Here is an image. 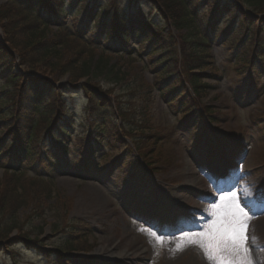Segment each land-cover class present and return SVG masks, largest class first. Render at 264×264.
I'll use <instances>...</instances> for the list:
<instances>
[{
  "label": "rangeland",
  "instance_id": "1",
  "mask_svg": "<svg viewBox=\"0 0 264 264\" xmlns=\"http://www.w3.org/2000/svg\"><path fill=\"white\" fill-rule=\"evenodd\" d=\"M5 2L0 0V5ZM114 2L119 5L113 6ZM226 2L228 0H196V6L204 19L210 20L214 9ZM99 4L103 5L104 15L114 13L116 7L121 10L127 8L126 0H67L62 21L72 33L76 34L77 30L84 33L85 39L93 44L95 59L99 55L109 57L108 67L114 73L119 71L132 79L142 72L145 81L152 84L154 76L144 69L147 65L145 57L131 62L124 58V62L100 41L98 29L90 33L83 30L81 25L90 10ZM141 4L136 10L132 7L129 15L140 13L145 22L159 24L155 9L148 3ZM258 19L259 26L264 27V15ZM55 31V28L50 30L51 33ZM2 39L0 29V43ZM133 44L137 48L136 42ZM212 53L223 74H218L222 75L220 79L210 83L213 90L197 103L211 108L213 123L208 127L203 124L204 121L200 124L192 121L185 125L177 116L179 107L176 103H166L154 91L149 107L152 127L149 130L155 129L159 134L147 141L145 153L151 152V147L155 149L145 165L135 153L130 139L121 138L124 143L116 145L117 151L97 146L93 140L88 141L92 115L82 90H69L60 97L54 95L50 100L51 106L64 102L63 116L54 129V137L42 141L46 132H39L37 146L38 152L41 146L54 152L55 158L51 165H40L38 175L30 172L28 165L17 170L23 172L21 181L33 192L32 197L41 194L43 187L38 182L37 186L33 184L32 178H45L53 190L51 198H32L19 208L17 220L21 229L19 232L12 230L3 242L0 264H52L58 254L66 258L65 261L70 257L73 264H83L90 256H95L104 264H212L204 250L196 244H187L183 250H176L184 233L180 229L188 226L192 228L189 232L203 231L212 219L205 209L218 200L223 191L229 190L236 191L242 204L247 205L246 211L254 215L248 235L256 237V243L253 245L248 241V256L251 264H264V200L258 199L264 194V75L255 79L252 75L255 73L248 68L238 73L240 69L230 65L233 62L232 53L218 45L213 46ZM67 56L75 58L71 52ZM106 77L102 75L97 79L98 93L112 100L119 95L124 84L113 87L109 84L112 77ZM68 78L67 74L57 78L55 84L65 87ZM254 80H258L257 83ZM245 90H249L248 94L240 95ZM3 93L0 83V112L4 113L3 118L7 117L0 123L2 135L8 131V122L11 123V101ZM138 118H147L144 111ZM146 134H150L149 131ZM63 150L67 151L64 157ZM83 155L87 157V167L82 166L80 161ZM227 155L232 172L223 167L226 174L216 180L210 169L214 167L217 172V166ZM85 168L90 170L86 172ZM10 175V172L0 168V182L9 184ZM238 178L241 182L236 189ZM66 181L68 183L64 184ZM88 184L90 187H86ZM185 184L189 187L183 186ZM222 186L228 189L217 190ZM33 189H36L35 193ZM246 189L251 191V199L244 198ZM95 190L98 191L95 196L101 200L94 198ZM203 205L205 209L201 210ZM139 216L148 220L150 225L139 221ZM73 220L79 221L88 235L79 244L82 249L65 255L57 250L62 240L70 239L65 226ZM129 221H133L135 226L131 227ZM153 222L154 226L151 225ZM57 223L60 229L54 231L53 226ZM174 225L179 230L172 233ZM77 226L81 231V226ZM157 237L162 238L161 243H157ZM13 238L25 240L12 244L10 241ZM73 240L74 244L78 243ZM27 244H32L33 248H28ZM99 249L111 251L107 255L109 258L98 254ZM72 256L82 258L77 263Z\"/></svg>",
  "mask_w": 264,
  "mask_h": 264
},
{
  "label": "trees",
  "instance_id": "2",
  "mask_svg": "<svg viewBox=\"0 0 264 264\" xmlns=\"http://www.w3.org/2000/svg\"><path fill=\"white\" fill-rule=\"evenodd\" d=\"M66 1L7 0L0 5L3 36L0 83L4 97L11 101V123L8 122L6 134L0 133V168L11 174L9 184L0 182V251L8 234L21 229L17 220L19 208L32 198H51L53 190L45 178H32L33 184L38 182L43 186L41 194L32 197L33 192L21 181L23 172L17 170L28 165L31 167L29 171L38 175L37 168L45 163L51 165L55 158L54 152L41 146L38 152L37 146L39 132H46L42 141L54 137V129L63 116L64 102L51 106L50 100L54 95L60 97L69 90H82L92 115L88 141L93 140L97 146L117 151L116 145L124 143L121 138L130 139L137 156L146 162L155 149L151 147V152L145 153L147 141L159 134L155 129L149 130L152 128L149 107L154 91L166 103H176L179 107L177 116L181 121L189 116V120L202 117L208 122L214 121L210 118L211 108L197 103L212 89L210 82H217L220 78V70L210 53L213 45L219 44L232 53V65L240 69L238 73L248 68L255 73V79L264 75V27L259 26L258 19L264 15V0H228L214 9L210 20H205L199 12L196 0H126L125 10L116 7L114 13L106 15L102 4L94 6L81 25L83 30L90 33L98 29L100 41L124 62V58L131 62L145 57L147 65L144 69L154 76L152 84L145 81L142 72L135 75H139L138 78L134 76L132 79L119 71L114 73L108 67L110 58L107 56L99 55L95 59L93 44L85 39L84 33L79 30L72 33L62 21ZM141 3H148L155 9L159 24L145 22L140 13L129 15L132 7L136 10ZM112 5L119 4L114 2ZM245 12L256 17L249 18ZM70 27L77 28L75 25ZM51 28L56 31L51 33ZM135 42L137 48L133 44ZM69 52L75 58L70 59L67 56ZM15 66L21 68V73H15ZM66 74L69 84L55 88L53 83ZM25 75L28 77L24 78ZM102 75L112 77L109 84L113 87L124 84L119 95L112 100L97 101L89 90L93 88L100 92L97 79ZM83 79L85 82L78 85ZM141 111L147 118H138ZM3 115L0 112V123L7 119ZM146 131L150 133L146 134L148 137ZM61 153L64 157L67 151ZM80 161L82 166H88L87 157ZM89 170L87 168L86 172ZM36 189H33L34 193ZM77 225L81 226V231ZM53 229L59 231V224H55ZM65 230L70 239L62 240L57 251L66 255L82 249L79 244L88 235L84 226L73 220L67 223ZM73 239L78 243L74 244ZM24 240L13 238L8 241L16 244ZM32 246L27 244L28 248ZM57 256L52 264H73L70 257L65 261L62 255Z\"/></svg>",
  "mask_w": 264,
  "mask_h": 264
},
{
  "label": "snow or ice",
  "instance_id": "3",
  "mask_svg": "<svg viewBox=\"0 0 264 264\" xmlns=\"http://www.w3.org/2000/svg\"><path fill=\"white\" fill-rule=\"evenodd\" d=\"M245 191L244 198L251 199V191ZM258 199L264 200V194ZM246 208L236 191H223L218 200L205 209L212 217L210 223L201 232H184L176 250H183L187 244H196L212 264H251L246 245L249 240L254 245L256 237L248 235L254 215H250ZM156 239L161 243L162 238Z\"/></svg>",
  "mask_w": 264,
  "mask_h": 264
},
{
  "label": "bare ground",
  "instance_id": "4",
  "mask_svg": "<svg viewBox=\"0 0 264 264\" xmlns=\"http://www.w3.org/2000/svg\"><path fill=\"white\" fill-rule=\"evenodd\" d=\"M240 182H241V180H239L237 183H236V186H235V188H238V185L240 184ZM66 183H68L67 181L64 183V184H66ZM183 186H185L186 188L187 187H189L187 184H185V185H183ZM86 187H90V185L88 184ZM95 192L96 193H94V198H98V200H101L100 199V197L99 196H95V194H98V191H96L95 190ZM167 203V202H166ZM203 208H205V206H203ZM143 214V213H142ZM140 215H141V211H140ZM138 219H139V221H141V222H144L145 224H147L148 226L150 225L149 224V222L146 220V219H144V218H142V217H138ZM129 224H130V226L131 227H134L135 226V223L133 222V221H129ZM152 226H154V224H151ZM131 227H130V229H131ZM182 231L181 232H189L190 230H191V228H189V227H184L183 229H181ZM111 251H109V250H107V249H99L98 250V254H101V255H103V256H106V258H109L108 256H109V253H110ZM108 255V256H107ZM120 256H118V258H119Z\"/></svg>",
  "mask_w": 264,
  "mask_h": 264
},
{
  "label": "water",
  "instance_id": "5",
  "mask_svg": "<svg viewBox=\"0 0 264 264\" xmlns=\"http://www.w3.org/2000/svg\"><path fill=\"white\" fill-rule=\"evenodd\" d=\"M99 99H101V97L98 96Z\"/></svg>",
  "mask_w": 264,
  "mask_h": 264
}]
</instances>
